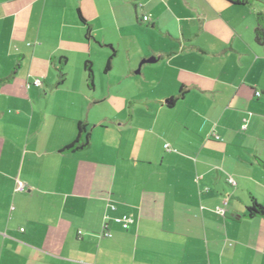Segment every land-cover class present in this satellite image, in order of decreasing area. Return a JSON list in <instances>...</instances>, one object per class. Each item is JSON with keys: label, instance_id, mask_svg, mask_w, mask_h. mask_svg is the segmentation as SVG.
Instances as JSON below:
<instances>
[{"label": "crops", "instance_id": "1", "mask_svg": "<svg viewBox=\"0 0 264 264\" xmlns=\"http://www.w3.org/2000/svg\"><path fill=\"white\" fill-rule=\"evenodd\" d=\"M256 13L0 0V264H264V219L246 215L264 208ZM79 124L89 144L63 151Z\"/></svg>", "mask_w": 264, "mask_h": 264}, {"label": "trees", "instance_id": "2", "mask_svg": "<svg viewBox=\"0 0 264 264\" xmlns=\"http://www.w3.org/2000/svg\"><path fill=\"white\" fill-rule=\"evenodd\" d=\"M230 5L235 6H250L253 5V3L256 0H224ZM81 18V21L83 24H85V20ZM86 25V24H85ZM86 35L89 36V27L86 25ZM254 42L259 47L263 48L264 50V13L258 12L255 15V28H254ZM110 61L107 62L105 70L107 71L109 69ZM84 69L87 73V81L90 88L93 87V72L90 67L89 63H86L84 66ZM63 75L60 76V80H62ZM90 135L85 132L84 125L79 124L78 126V134L75 139V141L66 146L63 151L73 152L80 149L85 148L89 144ZM259 165L264 169V163L259 161ZM247 217H260L264 219V208L258 204L254 199L251 200L250 205L246 209Z\"/></svg>", "mask_w": 264, "mask_h": 264}, {"label": "built area", "instance_id": "3", "mask_svg": "<svg viewBox=\"0 0 264 264\" xmlns=\"http://www.w3.org/2000/svg\"><path fill=\"white\" fill-rule=\"evenodd\" d=\"M147 21H148V17H143V23H146ZM32 84L34 86H42V81H41V79H35ZM254 95H255L256 98H259L261 96V93L259 91H257V92H255ZM213 136H214V138L216 140L219 139L218 136H216V135H213ZM164 148L167 151L170 150L168 144H165ZM228 182L230 184H232V185L235 184V182L231 178H228ZM24 190H25L24 185L21 182L18 181L17 182V186H16V191L17 192H23ZM226 202H227V199H223L221 201V205L215 208V213L216 214H219V215H223L224 214L223 207L225 206ZM112 209H114V208H112ZM113 221L115 223L119 224L122 227V229H125V230H127L129 228L130 224L133 223V220L130 217L129 218H119V217H117V218H114ZM106 235H108V234H106Z\"/></svg>", "mask_w": 264, "mask_h": 264}, {"label": "rangeland", "instance_id": "4", "mask_svg": "<svg viewBox=\"0 0 264 264\" xmlns=\"http://www.w3.org/2000/svg\"><path fill=\"white\" fill-rule=\"evenodd\" d=\"M253 4L258 9V12L264 13V0H256Z\"/></svg>", "mask_w": 264, "mask_h": 264}, {"label": "water", "instance_id": "5", "mask_svg": "<svg viewBox=\"0 0 264 264\" xmlns=\"http://www.w3.org/2000/svg\"><path fill=\"white\" fill-rule=\"evenodd\" d=\"M155 63L156 62V59H154V58H150V59H148V60H145V61H143L142 63Z\"/></svg>", "mask_w": 264, "mask_h": 264}]
</instances>
